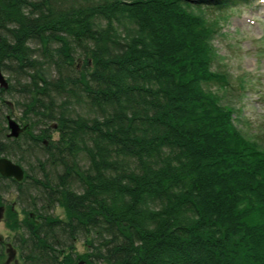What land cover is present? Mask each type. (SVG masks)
I'll return each mask as SVG.
<instances>
[{"label":"trees","instance_id":"1","mask_svg":"<svg viewBox=\"0 0 264 264\" xmlns=\"http://www.w3.org/2000/svg\"><path fill=\"white\" fill-rule=\"evenodd\" d=\"M244 2L0 0V70L28 78L18 91L27 129L0 150L20 163L39 149L63 168L56 182L42 166V178L24 171L13 185L20 201L33 189L43 210L64 212L40 211L36 223L23 210L22 224L11 214L25 264H264V147L205 89L227 83L211 71L220 18L188 10ZM61 95L84 97L97 114L71 116Z\"/></svg>","mask_w":264,"mask_h":264},{"label":"rangeland","instance_id":"2","mask_svg":"<svg viewBox=\"0 0 264 264\" xmlns=\"http://www.w3.org/2000/svg\"><path fill=\"white\" fill-rule=\"evenodd\" d=\"M188 10L194 15L207 19L209 22L217 17L220 18L218 31L210 41L215 53L211 71L225 76L227 83L222 88L219 84H212L205 87V89H209L219 99L221 106L233 109L232 119L236 128L243 135L252 139V142L261 144L264 147V0H247V3L233 5L221 11L195 7H189ZM214 25H217V22ZM30 47L37 50L35 53L36 59L43 62L44 69L49 73L51 79L57 78V69L51 63L48 64L43 60L41 52L39 53V45L31 42ZM75 59L82 61L78 54H75ZM81 69L82 62L77 66V71L72 73L74 74L72 76H77L76 74ZM59 74L66 75L67 71L61 70ZM2 75L7 81L8 88L13 86V90L4 93L1 96L2 101H0V146L6 147V144L12 139L9 137L10 131L7 128L9 119L18 123L21 134L27 129L22 105L27 102V98L18 91H20L23 84L28 83V78L26 76L19 78L14 72L2 71ZM66 98L67 96L61 95V97L57 96L55 99L59 104L66 101ZM67 101H69V104L66 111L71 116L93 117L97 114L89 108L84 97L67 98ZM30 117L32 116L30 115ZM39 128L41 126L37 129ZM51 133L52 139L56 140L58 133L53 130ZM0 149L2 148L0 147ZM24 151L26 150L22 152L24 159L20 163L16 162L18 158L11 152L5 158L20 165L25 173L27 172L35 178L43 177L41 168L44 166L45 173L53 182H56L55 176L62 174V167L48 164L45 154L39 149L34 153H24ZM0 152V157H4L5 154H2V152L5 151L0 150ZM77 163L82 169L87 168L88 160L84 153L78 154ZM6 184L8 183L5 182L1 189L6 188L4 186ZM71 187L76 192H81L75 181H71ZM6 191L0 190V196L10 202L17 200L16 214L18 220L24 218L23 210L32 213H34V210L42 211L49 215H55L59 219H64V212L61 207L54 206L43 210V202L36 190L31 189L28 192L32 200L24 198V201L17 198L18 193L14 188ZM9 225V221L6 222V225L0 224V235L2 237L11 235L14 244L19 246L16 239L18 234L11 230ZM75 249L78 254L85 253L86 248L82 236L77 237Z\"/></svg>","mask_w":264,"mask_h":264},{"label":"flooded vegetation","instance_id":"3","mask_svg":"<svg viewBox=\"0 0 264 264\" xmlns=\"http://www.w3.org/2000/svg\"><path fill=\"white\" fill-rule=\"evenodd\" d=\"M51 128L53 131H55L56 125L52 126ZM43 144L46 145V141H43ZM2 179H6L3 181H7L8 183H10L8 190H10V188H14L13 185L15 183H19V182L15 181L13 178H3L0 176L1 181H2ZM4 183L5 182H3V184ZM17 198L19 199L18 195H17ZM17 203H18L17 200L10 202L9 200H6L2 196H0V215H1L0 224L6 225V222L9 221L11 214L12 213L16 214ZM9 211H11V212H9ZM36 211L37 210H34L33 211L34 213L30 212V216L33 218V220L36 223H38L39 221L37 219V216H39V213H38V211L37 212ZM23 220L24 219H22V218L19 220L21 222V224L23 223ZM22 253H23V251L19 248V246L14 244L13 238L11 235H8L5 237H2L0 235V264H22V263L25 264L24 256ZM65 254H67V253H64L63 256ZM81 262L82 261L75 263V264H80ZM65 263H66V260L63 261V264H65ZM83 264H84V262H83Z\"/></svg>","mask_w":264,"mask_h":264},{"label":"water","instance_id":"4","mask_svg":"<svg viewBox=\"0 0 264 264\" xmlns=\"http://www.w3.org/2000/svg\"><path fill=\"white\" fill-rule=\"evenodd\" d=\"M0 88L6 90L8 88L7 81L4 79L2 72L0 70ZM7 128L10 131V138H17L20 135V126L18 123L12 119H9L7 122ZM0 176L3 178H13L17 182H21L24 177V171L22 167L18 164H15L11 160L1 157L0 158ZM1 219V215H0ZM80 264H83L81 262Z\"/></svg>","mask_w":264,"mask_h":264}]
</instances>
